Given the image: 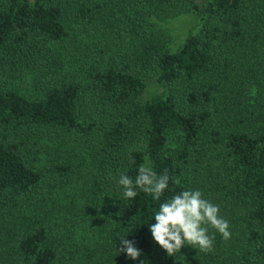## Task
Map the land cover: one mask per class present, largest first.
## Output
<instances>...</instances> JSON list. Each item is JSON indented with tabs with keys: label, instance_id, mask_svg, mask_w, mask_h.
<instances>
[{
	"label": "trees",
	"instance_id": "trees-1",
	"mask_svg": "<svg viewBox=\"0 0 264 264\" xmlns=\"http://www.w3.org/2000/svg\"><path fill=\"white\" fill-rule=\"evenodd\" d=\"M183 13L172 49L156 22ZM141 165L159 200L124 197ZM183 190L229 222L213 251L152 237ZM140 260L264 264V0H0V264Z\"/></svg>",
	"mask_w": 264,
	"mask_h": 264
},
{
	"label": "clouds",
	"instance_id": "clouds-1",
	"mask_svg": "<svg viewBox=\"0 0 264 264\" xmlns=\"http://www.w3.org/2000/svg\"><path fill=\"white\" fill-rule=\"evenodd\" d=\"M169 176L165 173L157 176L151 167L141 165L135 181L127 175H121L119 184L124 188L126 199H135L136 189L149 193L154 201L159 200L168 188ZM177 185L179 178L174 179ZM155 223L148 225L154 241L169 256L181 252L183 246L189 245L202 252L213 251L214 236L209 235V227L215 229L225 240L230 239L229 222L219 216V207L202 198L200 190H183L170 199L160 203L154 213ZM135 240L121 239L120 252L127 258L137 260L142 252ZM140 264H144L140 260Z\"/></svg>",
	"mask_w": 264,
	"mask_h": 264
},
{
	"label": "rangeland",
	"instance_id": "rangeland-1",
	"mask_svg": "<svg viewBox=\"0 0 264 264\" xmlns=\"http://www.w3.org/2000/svg\"><path fill=\"white\" fill-rule=\"evenodd\" d=\"M156 23L158 27L169 31L172 34L170 46L172 47V49H175L179 47L183 35L187 30L194 31L191 25L194 24L195 21L192 15H190L189 13H183L180 15H176L175 17H167L157 20Z\"/></svg>",
	"mask_w": 264,
	"mask_h": 264
}]
</instances>
